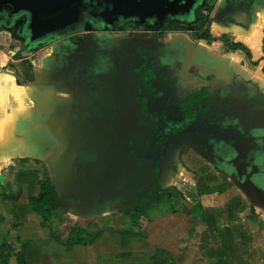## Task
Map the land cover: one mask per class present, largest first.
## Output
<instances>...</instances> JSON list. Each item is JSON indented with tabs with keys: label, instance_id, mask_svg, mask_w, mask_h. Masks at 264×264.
<instances>
[{
	"label": "crops",
	"instance_id": "1",
	"mask_svg": "<svg viewBox=\"0 0 264 264\" xmlns=\"http://www.w3.org/2000/svg\"><path fill=\"white\" fill-rule=\"evenodd\" d=\"M226 1L219 0L214 14L210 17L208 28L213 40L195 39L192 31L179 30L165 32L164 44L176 45L172 48L176 53L181 47L190 48L193 53L202 54L212 61V67H225L224 71H228L231 76L240 75L245 80L258 83L264 89V0H260L250 14L243 9L236 13H226ZM225 13L228 19L223 18ZM22 43L23 40L15 38L11 30L0 27V264H18L20 260L26 264H131L132 259L138 256L131 248L136 237L126 243L117 237V245L108 244L103 238L105 232L102 233V230V234L97 238L98 242L90 240L69 248V238L62 240L56 236L52 222L49 221L46 227L47 221L31 205V200L38 197L42 190V176L35 165L39 164L37 160L50 167L51 163L46 158L50 155L53 158L55 151L60 149L56 146V141H61L59 135L64 136V129L69 128L73 136L81 129L86 131L88 127L87 124H81V128L76 126L71 129L68 124H76L80 120L86 123L88 117H92L89 122L93 124L90 133L98 142L101 141L98 136L102 132L116 131L113 129L116 114L115 107L104 113L97 108L94 111L93 106L86 103L84 105L88 104L91 111L88 110L90 115L88 113L86 118L82 119V114L86 113L84 110L75 114L72 109L66 111V104L61 107L57 104L56 110L65 106L63 109L70 117L66 121L61 118L60 123L55 117L52 118L51 114L55 112L52 101L54 96L49 90L39 89L38 93L34 91L42 88L38 83L55 79L53 75H57L56 66L50 67L48 64L56 58V54L49 46H40L29 57L23 54L22 58L16 59L14 56L19 53ZM232 44H241L242 47L233 49ZM33 57L35 60H31ZM27 60L31 63L28 70L35 75L32 78L25 76L28 73L24 66ZM200 71L204 73L203 67ZM44 98L48 99L47 103ZM260 107L264 109V103L260 104L258 109ZM258 109L242 128L244 142L236 153L230 154V149L223 144V140L211 142L215 151L212 153L213 161H208L192 147L187 148L181 155L180 169L165 181L164 191L167 190V185H174L182 195L183 202H189L191 205L190 208L186 206L181 209L191 216V220L188 230L185 231L182 227L178 229L180 244L175 261L172 259L170 263L216 264L220 259L228 264L264 262V110L258 114ZM26 113L34 120L25 123ZM103 113L108 116V123L103 121L101 125V122L96 120L105 119L102 118ZM55 116L58 117L57 112ZM28 125L34 130L49 128L56 133V139L55 136L51 138V149L47 156L38 153L35 157L31 152H22L26 142H31L32 139L26 134ZM66 138L68 139V135ZM223 145L224 148L218 150ZM63 153L65 158L62 161L66 162L68 167L65 174H69L72 179L76 173L72 166V156L68 159V151ZM51 161L53 162V159ZM52 169L53 167L50 170ZM23 170L28 173L20 175ZM34 171L38 172L36 185L26 183V177L25 183L20 184L18 176L22 179V176ZM51 175V184L56 186L54 183L58 180L53 171ZM91 180L93 182V179ZM193 180L195 189L192 195H189ZM24 190L30 202L21 204L19 197ZM181 197L179 196L180 199ZM214 216L216 218H213ZM23 222L27 228L20 226ZM41 225L49 232L44 238L40 235V230H43ZM204 228L206 230H203ZM31 240L49 242L47 249L39 251L38 262L25 261L29 253L27 242ZM126 244L129 247L125 248ZM139 256L141 264L148 263L149 257L145 254Z\"/></svg>",
	"mask_w": 264,
	"mask_h": 264
},
{
	"label": "rangeland",
	"instance_id": "2",
	"mask_svg": "<svg viewBox=\"0 0 264 264\" xmlns=\"http://www.w3.org/2000/svg\"><path fill=\"white\" fill-rule=\"evenodd\" d=\"M219 0H204L203 7L207 8L208 6H211V12L209 14V18L214 14V10L216 9L218 5ZM171 22V21H170ZM172 23L179 24V25H186L188 26V23H184L182 21H173ZM134 25L133 23H130L129 25H121V27L124 29L126 26L132 27ZM1 27V26H0ZM118 26L117 28H119ZM135 31V30H133ZM137 31V30H136ZM139 31V30H138ZM109 32V33H108ZM89 34V33H88ZM105 34V35H104ZM110 34V35H108ZM143 34V33H142ZM142 34H128L126 31V28L121 31H104V32H91L88 35V38H84V36H87L83 33L78 34L77 36H81L82 42H76L72 39V37L62 40V41H54V42H47L43 46H49V48L55 52L56 58L52 60L48 65L50 67L56 66V73L55 79L53 78V82H47V83H38L37 85L41 86L42 88L36 89L34 92L38 93L41 90L48 91L54 96L52 98V101H54L53 110L58 113V117L55 116V112L51 114V117L54 118L59 122L61 118L63 120H67L70 116L65 112L63 108L57 109L58 107H61L66 104V111L69 112L74 110L75 114H78L82 112L83 110L86 112L82 114V119L86 118V115L90 112V108L88 107V104L90 105H103L106 107L114 108V114H116V121H118L119 116L122 112V107H124L127 112H129L130 107L126 99L122 98L119 99L118 97H114L116 95V89L117 86L125 85L127 82L132 80H135V68L133 69V66L131 64V56H136L137 54V47L135 45H139L138 42L133 44L130 40H147L144 35ZM89 39V40H88ZM22 40V38H21ZM85 40V42L83 41ZM88 40V41H87ZM84 42V43H83ZM88 42V43H87ZM78 43H81V45H77ZM61 44L62 46H59ZM40 46L28 49L27 44L23 43L21 46H19V53L14 56V58H22L23 54H27L28 57L32 55L33 52H35ZM147 52V50H146ZM155 52H158L156 50ZM174 55L170 57V59L175 60V65L180 64L184 70H194L200 71L203 67V71L205 74L211 72L215 74H218L220 78H222L223 81L228 82L229 78H231V74L228 71H224L225 67L216 68L212 67V61L207 60L202 54H197V52H194L190 50V48L181 47L177 50V53L175 50H172ZM148 53V52H147ZM167 51L166 55L161 56L165 59L167 57ZM149 58H151V55H149ZM177 58V59H175ZM31 60H35L34 57ZM204 60V61H203ZM61 61H63L64 65H61ZM26 64L24 66L26 67V77H34V72H30V69L28 70L29 60L25 61ZM174 65L173 63H170ZM68 66V68H67ZM59 67V69H57ZM121 67V68H120ZM220 67V66H218ZM65 68H67L69 71L65 72ZM188 72V71H186ZM69 74L68 76H65V74ZM56 77H60L61 82L70 81L73 83L71 90L65 89H59L57 85L60 79H57ZM41 81V80H40ZM226 85V83H223ZM32 85V83L30 84ZM28 85V86H30ZM122 87V86H121ZM58 88V89H56ZM28 89H30L28 87ZM27 89V90H28ZM70 89V88H69ZM131 90L134 92L136 91V87H131ZM45 94L44 92H42ZM81 93H86V95H94L96 97H88V100H84L82 97H80ZM46 103L47 100L44 98ZM63 103V104H62ZM88 103L86 106L84 104ZM43 104V100H42ZM95 109V107H92ZM263 107H260L257 111L258 114H261L263 111ZM91 111V110H90ZM108 116L103 113L102 118L105 119H98L96 121H100L101 125L102 122H107ZM35 118V116H34ZM81 119V116H80ZM129 119V118H128ZM126 121H129V120ZM31 117L29 116V113H26L25 117V123L31 122ZM72 120L73 117H72ZM88 123H84V120L78 121V123H70L68 124L69 127L72 129L74 127H80L81 124L86 125L87 129L86 131L90 132V128L93 126V124H89L90 121H92V117H88L87 119ZM94 122V120H93ZM60 123V122H59ZM113 126V129L116 130V123ZM27 125V124H26ZM44 126H42L43 128ZM63 127V126H62ZM103 129V126H101ZM123 127V125H122ZM121 127V128H122ZM38 128H40L38 126ZM83 128V126H82ZM105 128H108L105 126ZM102 132L101 135H103L105 148L103 151L100 152V160L95 159V153L92 151L91 147L87 146V149L91 151V153H87V149L85 151V157L88 158V162L86 167L87 169H92L94 173H97L98 176L101 174L104 176L102 179L104 184L105 182L110 184L111 186H118L120 183L124 187L123 189L118 188L116 191L114 190L109 193L108 197L100 203L98 208H95L96 206L93 204L92 208L98 209L97 212H90L91 207L89 206L88 212H82L81 210L71 208V206L66 207L65 206V199L61 195H67L69 192L74 191L75 193H78L80 196L81 193H84V190L82 188L76 187L74 183V179L72 180L69 176V174H65L66 169L68 168L66 162H57L53 163L51 160L54 159H63L65 158L64 151L67 150L70 154V156L76 155L78 153L79 147H80V140L78 136L71 135L72 132L69 128L64 129V136L59 135V138H61V141H56L60 149L55 151V155H53V158H51V155L46 158L48 162L51 163L53 169V173L58 181H56V186L52 185V171L50 170V167L48 164L43 163L42 161L37 160L39 164L37 165V170L40 172L42 176V183L43 184H49L52 186L53 191L55 192L56 196V203L59 204L57 207V211L55 213H50V218L46 223V227L48 226V222H52V227L55 232V235L61 238L62 240H65L66 238H82V239H89L91 241H96L98 237H100V234L104 233L103 238L104 240L110 244L114 243V245H117L116 238L119 237L122 242H128L133 239V236L123 232L126 230H132L136 233V240L132 243V251L133 253H137L138 256L135 259H132L131 264H141L139 261V254H145L148 259L147 264H168L173 259L175 261V256L177 254L178 250V244H180V234L178 231L179 227H182L186 230L189 229L191 216L187 215L186 213L182 212L181 209L186 206H191L189 202H183L184 200L182 195H180L176 188L171 185H167V190L164 191V202L150 210L146 215H142L137 225H134V211L132 209H124L123 206L113 205L110 206L109 204L111 202L114 203H124L131 193L127 192L129 191L132 185L137 186L138 189L144 188L145 182L148 181L145 177H139V178H129V172L128 170L131 169V163L129 162L130 159L126 154H124L123 150L117 146H115L116 143V131H108ZM24 133V131H22ZM26 134L32 138L31 142H26L27 145H24L22 152L28 151L33 153L35 157L38 156V153H42L44 155H48V151L50 152L49 147L52 144L51 138L55 136L56 139V133L50 131L49 128H45V130H34V128L31 127V125L27 126ZM142 134V133H141ZM68 135V139L66 136ZM66 138L63 140V138ZM141 136H138L137 138H133L138 142L139 144L142 143L143 139H140ZM42 140V141H40ZM88 150V151H89ZM89 151V152H90ZM16 152H19L16 150ZM76 153V154H75ZM99 154V153H98ZM212 155V154H211ZM91 157V159H90ZM69 159V157H68ZM93 160L95 162H93ZM133 161V160H132ZM135 162V163H134ZM146 164L144 160L137 159L133 161L132 164ZM189 163H191L189 159ZM144 164V166H145ZM84 167V163L81 164ZM181 167V166H180ZM76 173L80 172L78 169L73 167ZM101 169V170H100ZM180 169V168H179ZM51 171V173H50ZM28 172L22 171L20 175H24ZM37 173L38 172H31L27 174L26 176H22V179L18 176V179L20 184L28 183L29 185H34L37 182ZM131 173V172H130ZM120 174H122L123 178H119ZM171 175V174H170ZM167 174L166 180L170 176ZM68 176V177H67ZM76 176V174H75ZM92 178V177H91ZM88 181H90V177H87ZM75 180L77 181L76 177ZM75 181V182H76ZM84 181V180H83ZM119 181V184L117 185ZM14 183V182H12ZM53 183V182H52ZM36 185V184H35ZM192 185L189 195H192L191 193L194 192L195 187V180L192 181L190 184ZM166 184H164V187ZM15 185L13 186V188ZM164 189V188H163ZM18 192V191H17ZM42 192V190H41ZM26 191L24 190L22 195L19 197V202L21 204H26L29 201V198L25 194ZM91 196L93 194L91 193ZM115 196L118 198L115 199ZM181 197V199L179 198ZM96 197V196H95ZM114 197V198H113ZM77 198V197H76ZM117 201V202H116ZM75 203V202H74ZM8 204V201L7 203ZM85 206V205H84ZM83 206V207H84ZM204 207V205H202ZM104 207V209L102 208ZM86 208V207H84ZM190 208V207H189ZM20 210L23 212V210L20 208ZM224 210V209H223ZM92 211V210H91ZM11 215V214H10ZM212 215H214L212 213ZM195 217V216H194ZM213 218H216L215 216ZM222 218V217H221ZM223 219V218H222ZM211 221V220H210ZM30 222V221H29ZM212 222V221H211ZM22 227L27 228L24 225V222L21 223ZM43 230H40L41 237L48 236L49 232L48 229L42 226ZM103 232L101 233V231ZM203 230H206L204 228ZM27 231V230H26ZM116 232V234H115ZM99 234V235H98ZM22 235H25V233H22ZM88 240V241H89ZM98 242V240L96 241ZM15 243V242H14ZM48 240L45 241H28V251L29 253L25 257V261H32V262H38L40 252L44 248L47 249L48 247ZM129 244V243H128ZM129 247L127 244L124 246L125 248ZM180 246V245H179ZM161 247H163L161 249ZM264 252V251H263ZM138 258V260H137ZM204 262V261H202ZM172 263V262H171ZM175 263V262H174ZM201 264V263H199ZM204 264V263H203ZM207 264V263H206ZM216 264H228V262L223 261L222 259L218 260ZM264 264V262H262Z\"/></svg>",
	"mask_w": 264,
	"mask_h": 264
},
{
	"label": "trees",
	"instance_id": "3",
	"mask_svg": "<svg viewBox=\"0 0 264 264\" xmlns=\"http://www.w3.org/2000/svg\"><path fill=\"white\" fill-rule=\"evenodd\" d=\"M242 9L245 10L239 6L234 12ZM210 12L211 6L199 9L195 21L189 24L193 27L195 38L213 40L208 28L211 23ZM222 16L228 19L226 13ZM2 29L11 30L15 38L21 39L17 26H2ZM180 29L185 28L175 27L172 30ZM82 38L74 36L73 40L80 42ZM231 47L238 49L242 46L232 44ZM137 51L139 59L135 68L137 88L134 100L138 107V116L150 122V148L140 150L141 143L133 141L135 133H141L140 129L133 133L126 126L118 137L124 141L127 149L124 154L133 153L136 160H151L150 182L133 201L124 206V209L134 211V225H137L142 215L164 202L166 176L178 171L184 150L192 147L200 155L213 161L208 146L211 141L223 140L225 146L229 144L230 153H236L232 145L240 146L244 142L242 128L256 113L259 105L264 103V89L258 83L245 80L240 75H232L229 83L224 85L214 74H205L196 69L184 70L180 64L173 66L170 63H160V60L157 63H148L141 47ZM144 151L147 155H143ZM55 203L56 196L52 186L43 183L41 194L31 200L32 207L46 221L50 219V213L57 210L59 204ZM123 232L133 238L137 236L132 230ZM88 240L69 238L68 247L84 244ZM18 264L26 263L20 260Z\"/></svg>",
	"mask_w": 264,
	"mask_h": 264
},
{
	"label": "water",
	"instance_id": "4",
	"mask_svg": "<svg viewBox=\"0 0 264 264\" xmlns=\"http://www.w3.org/2000/svg\"><path fill=\"white\" fill-rule=\"evenodd\" d=\"M203 3L204 0H0V26L17 25L24 44L32 49L80 33L99 31L100 23L119 26L128 22H141L156 26L159 21L169 20L187 22L189 25L195 21L196 13L203 8ZM259 3L260 0H227L225 9L229 14L241 6L250 14ZM190 29L193 30V27ZM64 63L61 61V65ZM216 76L222 80L219 75ZM229 81L222 80L226 85ZM235 146L240 147L238 144L232 145L234 149ZM208 147L210 152L214 151L211 143ZM223 148L219 147L218 150ZM53 162L63 161L53 158ZM78 181L75 182L76 187L84 190L83 184L79 186ZM81 195L85 196L84 193ZM69 197L77 199L74 194Z\"/></svg>",
	"mask_w": 264,
	"mask_h": 264
},
{
	"label": "flooded vegetation",
	"instance_id": "5",
	"mask_svg": "<svg viewBox=\"0 0 264 264\" xmlns=\"http://www.w3.org/2000/svg\"><path fill=\"white\" fill-rule=\"evenodd\" d=\"M130 23H133L134 25H132V27H129V26L125 27L128 34L134 35L135 33H137V34L143 33L142 35H144L145 38L147 39V40H142V39H139L140 38L139 37L137 40H130V41L132 43V46L136 42L139 43L138 46L141 47V49L144 51V53L147 57L148 63H150V61L157 63V62H159V60H160V63H167V64H169V63L174 64L175 63V60H173V59L171 60L170 57L172 56V54L173 55L175 54L172 52V50H174L172 48H174L176 45L172 44V46L171 45L166 46L164 44L163 38H164L165 32H167V31H179V30H172V29L175 27H183L185 29H180V30H190L194 34V30L190 29L192 26L175 24V23L170 22L169 20L159 21V23L156 26H153V25H150L147 23H141V22H128V23H124L122 25H129ZM99 25H100L99 26L100 32L109 31V30L110 31H114V30L121 31V30L125 29V28L123 29L121 27V25H119L120 26L119 28H117L118 25L110 26L109 24H106V23H100ZM166 27H169L171 29L165 30ZM133 30H135V31H133ZM94 32H98V31H94ZM83 34L87 35V36H84V38H88V35L90 33L89 34L83 33ZM108 35H110V34H108ZM75 36H77V35H75ZM73 37L74 36H72V39H73ZM194 38H195V36H194ZM195 39H197V38H195ZM83 41L85 42V40H83ZM77 45H81V43H78ZM135 46L137 47L136 49L138 50L139 47L137 45H135ZM146 50L148 53L146 52ZM156 50H158V52H155ZM166 51L168 54L167 57L165 59L162 57V59H161L160 58L161 56L166 55ZM149 55H151V58H149ZM131 59H132L131 64H132L133 69H134V68H136L137 61L139 59L138 51H137L136 56H131ZM175 59H177V58H175ZM173 66H175V64ZM67 68H68V66H67ZM67 68H65V72L69 71ZM68 75H69L68 73L65 74V76H68ZM59 79H60V77H59ZM55 85H57L59 89H65V91H66L67 89L71 90L73 83H71L70 81L61 82V79H60L59 82ZM121 86H117L116 95L114 97H118L119 99L124 98V99L128 100V101H126L128 104H124V105H127V106L129 105L130 110H129V112H127V110L124 107H122V109H121L122 112L120 115H118L119 119H118V121H116V130H119V131H116L117 137H116L115 146H117V148L120 147L123 150V152L127 150V149H125L124 141L118 139V137L123 133L124 129L127 126L126 129L133 131V133H135L136 131H138L140 129L142 134L138 131L139 134L135 133L136 136L134 138L141 136L140 139H143L142 140L143 142L140 145V150H141V148H143L144 150L149 149L150 148V146H149L150 136H152V131H151V128L149 127L150 122H148L147 120H144V118L138 116V107H137V104L134 100V96H135L136 92H134L133 90L130 89L131 87H134V86L137 88L136 79L135 80L131 79V81L127 82V84L121 85ZM58 88H56V89H58ZM80 95H81L80 97H82L85 101L88 100L87 99L88 97H96L94 95H90V96L86 95V93H81ZM92 106L97 108L99 111L102 110V112H104V113H106L109 110V107H106L103 105H92ZM94 111H95V109H94ZM127 119L129 121H126ZM122 125H123V127H122ZM75 135L79 137V140L81 143H80L78 153L77 154L75 153L76 155L73 154V156H72V159H73V162H72L73 165L72 166L73 167L75 166V168L78 169V171H80L78 173H75L76 176H74V178L76 177V179H78L77 177H79V175H81L78 182H79V186H81L83 184L84 195L87 197V199H85V196H82V195H80L78 197V193H75L74 191L69 192L67 195H61V196H63L65 199L64 203H65L66 207L71 206V208H74V209L79 208L81 211H84V212L87 211L88 212V209H89L88 207L90 206L91 210H92V211L90 210L91 213L97 212L98 209H95V208L101 207V206H99L100 203H102L108 197L109 193L111 194L110 191H112V192L114 190L116 191V189H118V188L123 189L124 183L122 185L121 183L119 184V181H118L117 185L118 184L119 185L117 187L111 186L110 184H108V182L107 183L105 182V184H104V182L102 180L104 178V176H102L101 171H100V174L97 176L96 174L98 172L94 173V171L92 169H87V167L85 165V164H87L86 161H88V158H86L84 155L85 151L87 149V146L92 148V151L95 153V159L96 160H98L100 158V152L103 151L105 148V144H104L105 139L103 138V135L98 136V137H101V141H98V142H96L94 140V138L92 136L93 134H91L90 132L85 131V130L82 131V129L80 130V132L75 133ZM133 141H134V139H133ZM88 150L89 149H87V153L88 154L91 153V151L89 150L90 151L89 152ZM145 154L146 153L144 151L143 155H145ZM68 156L70 159L71 156H70L69 152H68ZM127 156L129 159L131 157V159L129 160L130 163L131 162L133 163V161L136 160V158H135L136 155H134L133 153H132V155L127 154ZM90 159H91V157H90ZM95 161L93 160V162H95ZM144 161L146 162V164L144 163L145 166L143 163L141 165L131 163V166H130L131 169L128 170V172H129L128 177L129 178L133 177L134 179L139 178V177H145L148 179V181L145 182V185L147 186L148 183L150 182L151 175H152L151 166H150L151 160L150 159H147V160L144 159ZM88 162H91V161H88ZM82 163H84V167L81 165ZM87 177H90V178L92 177L91 179H93V182H92V180L89 182ZM74 178H72V180ZM119 178H123L122 174H120ZM75 181L76 180H74V183H75ZM87 182H88V184H87ZM130 188L131 189L129 191L127 190V192H130V193L132 192V193L127 199H124L125 200L124 203L123 202L121 204L120 203H114L115 202L114 201V202H111L109 205L110 206L118 205V206L124 207L126 204L133 201L138 196L140 191H142V189H143V188L138 189L136 185H135V187H134V185H132ZM91 193L93 194V196H91ZM73 194L77 197L76 200L69 197V195H73ZM115 199L117 200L118 198L115 196ZM93 204L96 206L95 208H92ZM83 206L86 208H84ZM102 208L104 209V207H102Z\"/></svg>",
	"mask_w": 264,
	"mask_h": 264
}]
</instances>
